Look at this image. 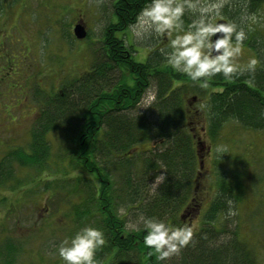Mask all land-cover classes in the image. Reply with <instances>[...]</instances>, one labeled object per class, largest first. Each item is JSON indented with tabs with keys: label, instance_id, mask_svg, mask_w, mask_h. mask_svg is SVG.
Instances as JSON below:
<instances>
[{
	"label": "trees",
	"instance_id": "1",
	"mask_svg": "<svg viewBox=\"0 0 264 264\" xmlns=\"http://www.w3.org/2000/svg\"><path fill=\"white\" fill-rule=\"evenodd\" d=\"M261 1L250 0L249 7L257 8ZM142 6L143 0L113 1L115 19L104 27L100 54L87 69L43 97L30 128L28 150L14 149L0 159V182L14 174L13 159L22 167L31 162L34 176L47 165L67 175L76 169L91 174L68 176L75 191L85 187L88 191L73 204L69 216L77 228L92 216L94 226L104 229L107 243L97 252L100 264H255L236 231L228 241L217 237L225 228L218 224V217L230 207L226 200L241 199L236 192L239 185L231 181L219 184L190 243L163 261L143 244V233L126 224L129 215L137 217L139 212L186 222L188 207L196 202L201 168L191 115L204 118L203 126L212 138L228 120L264 131V40L259 43L251 31L246 42L260 61L253 76L245 73L231 81L217 77L209 89H200L174 73L159 52L150 53L144 61L133 58L122 33ZM153 83L155 98L147 105L154 110L153 117L135 113ZM194 99L204 107L192 108ZM50 131L63 136L54 159L46 136ZM161 172L164 180L152 193L151 183ZM86 202L94 210L84 207ZM8 260L5 264L12 258Z\"/></svg>",
	"mask_w": 264,
	"mask_h": 264
},
{
	"label": "rangeland",
	"instance_id": "2",
	"mask_svg": "<svg viewBox=\"0 0 264 264\" xmlns=\"http://www.w3.org/2000/svg\"><path fill=\"white\" fill-rule=\"evenodd\" d=\"M113 1L0 0V159L14 149L28 150L30 128L39 116L43 97L56 91L63 80L87 69L100 54L104 27L115 19ZM259 7H264V0ZM78 22L86 30L82 38L73 33ZM129 26L122 38L135 60L144 61L154 51L164 59L163 38L152 34L134 39ZM253 31L259 43L264 40V27ZM250 54H253L251 49L245 45L241 59ZM154 88L153 83L135 113L144 112L153 117L154 110L147 105L153 100L149 101L148 97ZM192 101V108L201 106L200 101ZM190 117L201 168L194 194L199 205L197 208L194 201L189 205L186 222L197 228L219 184L237 183L239 192H236L241 194V199L230 205L234 214H227L228 207L218 217V224L225 228L217 237L228 241L232 231H236L238 240L251 251L255 264H264V131L247 129L228 120L212 138L203 126L204 118ZM46 136L52 143L50 155L54 159L63 139L62 132L50 131ZM217 144L228 148V153L221 154L220 159L213 153ZM12 169L14 174L5 183L0 182V264L7 263L9 258H12L10 264H64L56 246L77 229L69 211L88 192L85 186L80 193L75 191L67 181L68 176L92 175L82 169L67 175L59 168L48 169L47 165L46 170L34 176L31 162L22 167L15 159ZM83 206L94 210L90 202ZM135 218L136 215H129L128 227ZM87 224L94 225V217Z\"/></svg>",
	"mask_w": 264,
	"mask_h": 264
},
{
	"label": "clouds",
	"instance_id": "3",
	"mask_svg": "<svg viewBox=\"0 0 264 264\" xmlns=\"http://www.w3.org/2000/svg\"><path fill=\"white\" fill-rule=\"evenodd\" d=\"M249 5L250 0H143L129 29L134 39L152 34L163 38L166 65L198 88L209 89L217 77L231 81L245 73L253 76L260 63L253 54L241 59L249 33L264 27V7ZM154 98L153 91L148 100ZM213 153L220 159L228 153L227 145H215ZM160 167L166 166L161 163ZM163 180V172L156 175L149 191L154 193ZM226 203L230 206L231 199ZM234 211L229 207L227 214ZM130 227L143 233V244L163 261L190 243L195 226L139 212ZM106 243L103 228L83 224L59 241L56 253L64 264H100L97 252Z\"/></svg>",
	"mask_w": 264,
	"mask_h": 264
},
{
	"label": "water",
	"instance_id": "4",
	"mask_svg": "<svg viewBox=\"0 0 264 264\" xmlns=\"http://www.w3.org/2000/svg\"><path fill=\"white\" fill-rule=\"evenodd\" d=\"M73 33L77 38H82L86 34V30L80 22L74 24L73 26Z\"/></svg>",
	"mask_w": 264,
	"mask_h": 264
}]
</instances>
